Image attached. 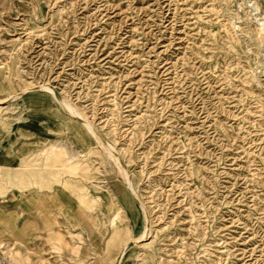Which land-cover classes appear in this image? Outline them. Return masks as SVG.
Segmentation results:
<instances>
[{
	"label": "rangeland",
	"instance_id": "374dc122",
	"mask_svg": "<svg viewBox=\"0 0 264 264\" xmlns=\"http://www.w3.org/2000/svg\"><path fill=\"white\" fill-rule=\"evenodd\" d=\"M0 264H264V0H0Z\"/></svg>",
	"mask_w": 264,
	"mask_h": 264
},
{
	"label": "bare ground",
	"instance_id": "6f19581e",
	"mask_svg": "<svg viewBox=\"0 0 264 264\" xmlns=\"http://www.w3.org/2000/svg\"><path fill=\"white\" fill-rule=\"evenodd\" d=\"M35 87V86H34ZM39 87V86H38ZM40 88H44V90H49L50 92L53 93V88L50 86V84H45V85H41ZM30 89V88H29ZM55 89V88H54ZM49 92V93H50ZM55 93V91H54ZM53 93V94H54ZM51 94V93H50ZM52 95V94H51ZM57 95V94H56ZM55 95V98L57 100V102L61 105L62 109L64 110L65 114H68L69 117L71 119H75L77 122H78V126L83 129L86 130L87 132V136L90 137L91 139L92 138H95L97 139V143H99L102 147V150L104 151V154H106L111 160H113V162L115 163V166H117L120 174L122 175L123 177V180H124V185L126 186L128 192L131 194V196L133 197V199L135 200L136 204L138 205V207L140 208V211H141V214H142V217L144 218V223H143V228L141 229V232L140 234L135 237V238H132V240L129 242V241H125L121 246V250H120V253L121 255H123V253L129 248V243H132L133 245L134 244H137L139 242V240L141 239H145V237L148 236V230L151 228L150 224H149V213H148V210L145 206V204L142 202V200L140 199L139 195L137 194V192L135 191L134 187H133V184H132V181L130 179V177L128 176V172L126 170V166L123 162V160L121 159L119 153L117 152L115 146H112L109 142L105 141L104 139H102L100 137V135L98 134V132L95 130V128L93 127V125L91 123H89L86 119H84V117L82 115H80L77 110L71 105L69 104L68 102H65L64 100L56 97ZM12 96H15V95H12ZM16 97V96H15ZM60 97V96H59ZM11 98V97H10ZM54 98V99H55ZM7 100V99H6ZM11 100V99H10ZM9 100V101H10ZM55 100V101H56ZM6 102V101H5ZM62 110V111H63ZM67 120V121H66ZM65 120V123L64 124H67L69 125L70 124V119L67 117V119ZM72 121V120H71ZM56 144V143H55ZM57 145V144H56ZM56 158H61L63 159L64 158V162L65 163H60L59 164V169L62 170L61 173H66V171H72L76 174H78L81 178L84 179V176H86V174H88V166L87 164L84 166V159L83 160H78L76 159V156L75 154H71V153H68L66 151H63L62 153L60 152L58 155H56ZM64 171V172H63ZM93 171V170H91ZM92 173V172H91ZM85 174V175H84ZM86 179V177H85ZM90 180V179H89ZM92 180V179H91ZM61 181V180H59ZM90 184V183H89ZM92 184V183H91ZM90 184V185H91ZM96 186V185H95ZM124 186V187H125ZM100 192L103 195H107L109 197V205L110 204H115V199H114V194L112 191L108 190V189H105V188H100ZM84 195H86V191H84ZM82 196V195H81ZM111 206V205H110ZM115 206V205H114ZM112 207V206H111ZM115 210H114V213L115 214H119V207L115 206ZM85 217L86 218H94L92 219L91 222H87L86 224L84 225H88L89 228L92 230L93 228H97L99 230H103V227L104 225L102 224H105L104 221H102L98 215H95L94 217L91 215V213L89 212H86L85 214ZM107 228V227H106ZM150 231V230H149ZM88 240V239H87ZM118 258V257H117ZM118 260L116 259V262ZM115 263V262H114Z\"/></svg>",
	"mask_w": 264,
	"mask_h": 264
}]
</instances>
